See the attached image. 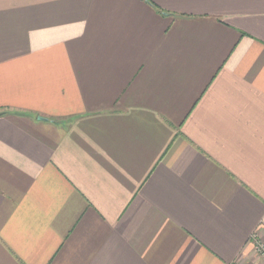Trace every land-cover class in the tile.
<instances>
[{"label":"crops","instance_id":"1","mask_svg":"<svg viewBox=\"0 0 264 264\" xmlns=\"http://www.w3.org/2000/svg\"><path fill=\"white\" fill-rule=\"evenodd\" d=\"M264 0H0V264H264Z\"/></svg>","mask_w":264,"mask_h":264},{"label":"built area","instance_id":"2","mask_svg":"<svg viewBox=\"0 0 264 264\" xmlns=\"http://www.w3.org/2000/svg\"><path fill=\"white\" fill-rule=\"evenodd\" d=\"M254 248L257 254L264 260V240L259 233L255 232L252 236ZM239 264V263H233Z\"/></svg>","mask_w":264,"mask_h":264}]
</instances>
